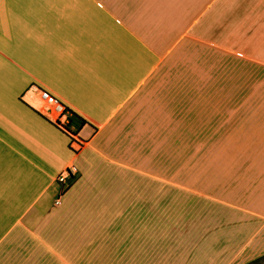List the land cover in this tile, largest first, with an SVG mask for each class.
I'll use <instances>...</instances> for the list:
<instances>
[{
    "label": "crops",
    "instance_id": "0c3cea01",
    "mask_svg": "<svg viewBox=\"0 0 264 264\" xmlns=\"http://www.w3.org/2000/svg\"><path fill=\"white\" fill-rule=\"evenodd\" d=\"M230 57L264 69V0H0V264L40 250L62 264L264 257V79L221 103L226 126L189 177L183 157L170 176L192 77ZM35 86L76 115L80 148Z\"/></svg>",
    "mask_w": 264,
    "mask_h": 264
},
{
    "label": "rangeland",
    "instance_id": "374dc122",
    "mask_svg": "<svg viewBox=\"0 0 264 264\" xmlns=\"http://www.w3.org/2000/svg\"><path fill=\"white\" fill-rule=\"evenodd\" d=\"M215 66V65H214ZM204 67L203 63L197 68ZM264 79V69L243 63L236 58L221 61V65L212 77L199 79L192 77V92H186V108L184 123L170 124L169 166L170 176H174L177 166H181L182 157L186 179L189 177L190 165L212 144L221 130L226 126L222 123L220 105L224 100L235 104L237 99H243L250 93L248 85L254 80ZM229 109V108H228ZM230 110H235L230 108ZM179 153V154H178ZM172 181V180H171ZM169 182L168 196L176 201L182 196L176 190V182ZM156 190V188H154ZM191 194L184 193L183 200L188 207ZM192 202L189 204L192 207ZM175 206V204H174ZM191 210V209H190ZM17 264H62L49 252L40 250L26 253V257ZM251 264H264V258Z\"/></svg>",
    "mask_w": 264,
    "mask_h": 264
},
{
    "label": "built area",
    "instance_id": "2783aa9c",
    "mask_svg": "<svg viewBox=\"0 0 264 264\" xmlns=\"http://www.w3.org/2000/svg\"><path fill=\"white\" fill-rule=\"evenodd\" d=\"M35 91L39 98L38 111L68 135L72 148H80L83 142L78 134L76 115L71 112L63 101L46 89L35 86ZM74 175V168L68 167L58 174L57 180L60 183H67V180H71Z\"/></svg>",
    "mask_w": 264,
    "mask_h": 264
},
{
    "label": "trees",
    "instance_id": "16d2710c",
    "mask_svg": "<svg viewBox=\"0 0 264 264\" xmlns=\"http://www.w3.org/2000/svg\"><path fill=\"white\" fill-rule=\"evenodd\" d=\"M262 258H264V257H262ZM261 259V258H260ZM259 260V259H258ZM258 260H256V261H258ZM256 261H254V262H256Z\"/></svg>",
    "mask_w": 264,
    "mask_h": 264
}]
</instances>
